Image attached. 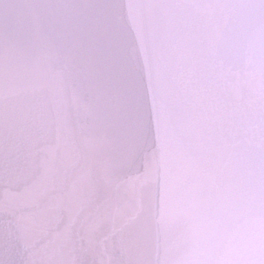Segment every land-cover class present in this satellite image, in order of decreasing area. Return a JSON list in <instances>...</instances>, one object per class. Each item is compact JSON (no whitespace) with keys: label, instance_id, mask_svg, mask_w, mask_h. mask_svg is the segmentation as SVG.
I'll return each instance as SVG.
<instances>
[{"label":"snow or ice","instance_id":"1","mask_svg":"<svg viewBox=\"0 0 264 264\" xmlns=\"http://www.w3.org/2000/svg\"><path fill=\"white\" fill-rule=\"evenodd\" d=\"M0 264H264V0H0Z\"/></svg>","mask_w":264,"mask_h":264}]
</instances>
